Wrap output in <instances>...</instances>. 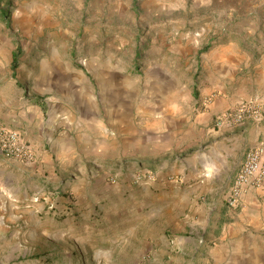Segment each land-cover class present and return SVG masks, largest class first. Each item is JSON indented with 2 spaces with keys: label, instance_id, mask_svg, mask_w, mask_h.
<instances>
[{
  "label": "rangeland",
  "instance_id": "1",
  "mask_svg": "<svg viewBox=\"0 0 264 264\" xmlns=\"http://www.w3.org/2000/svg\"><path fill=\"white\" fill-rule=\"evenodd\" d=\"M48 68L97 108L73 112L76 151L34 127ZM0 124L28 131L27 157L0 159V264H165L181 239L264 224V195L229 204L264 147V0H0Z\"/></svg>",
  "mask_w": 264,
  "mask_h": 264
},
{
  "label": "crops",
  "instance_id": "2",
  "mask_svg": "<svg viewBox=\"0 0 264 264\" xmlns=\"http://www.w3.org/2000/svg\"><path fill=\"white\" fill-rule=\"evenodd\" d=\"M42 80L43 83L39 86L45 84L43 87L48 88L49 91L58 89L61 91L62 101L48 102V99L51 98L49 97V91L44 90L42 94H38L39 96H36V98L40 99V101L37 102L38 106H35L37 119L35 120L36 122H34V127H37L40 134H46V136L49 137L50 141L48 143L50 144V150L52 152L53 149L76 151V146L74 145L75 139L82 138L80 133L74 134L75 127L78 126H76L77 117L73 112H78L81 119H85V117L94 119L98 114L97 108L91 99H87L86 95L81 94V97H76L75 88L70 89L69 85L63 86L65 77H59L55 68H48L45 70ZM68 89L70 94H67V96L65 93ZM111 95L114 99L119 98V93H116L115 89H113V94ZM45 103L48 105L47 111H45ZM70 103L71 105H75V109L70 106ZM70 108L73 109V111ZM17 123L20 124L19 121ZM65 124V130L57 134V128L65 126ZM21 132L26 138L28 131L23 130ZM36 142H32L31 145L34 147L35 151L39 152L38 148L41 147V144H37ZM2 157L0 150V159ZM9 163L8 161H4L0 162V165H4L5 168H8ZM200 170L201 169H193L186 174L183 179L186 181L199 179ZM248 194L261 197L264 195V191L248 192L243 202H245ZM69 209L72 210L71 208ZM250 211L253 212L252 210ZM260 211H264V207L262 210H254V212L258 213H260ZM254 218V214H248L243 224L235 225V228L232 227L229 232H222L219 236L214 238L204 236L199 238V240H196L194 237L181 239L175 246L177 251L171 254L175 256V259L168 258L165 264H264V238L262 237L263 240H259V236L256 233V231L261 232V234L264 233V224L255 223ZM247 224L250 226H246ZM138 254H140V252H138ZM157 256V252L150 254L148 260L144 261L145 264L156 263L155 260ZM133 258L135 261L132 262V264H138V262L141 261V258L138 256H134ZM161 258H164V256Z\"/></svg>",
  "mask_w": 264,
  "mask_h": 264
},
{
  "label": "built area",
  "instance_id": "3",
  "mask_svg": "<svg viewBox=\"0 0 264 264\" xmlns=\"http://www.w3.org/2000/svg\"><path fill=\"white\" fill-rule=\"evenodd\" d=\"M22 134L0 124V150L6 159L27 157V148L23 145ZM250 191H264V147L250 150L237 172L231 190L230 205L238 207Z\"/></svg>",
  "mask_w": 264,
  "mask_h": 264
},
{
  "label": "trees",
  "instance_id": "4",
  "mask_svg": "<svg viewBox=\"0 0 264 264\" xmlns=\"http://www.w3.org/2000/svg\"><path fill=\"white\" fill-rule=\"evenodd\" d=\"M4 16H6V13H4L2 17L4 18ZM17 60H18V53H13V67H15V69L17 68ZM38 101H40V99H38ZM197 146H198V144H195V145L193 144V145H191V148H189V149H191V151H192V149H195V147H197ZM184 153L186 154V152H184Z\"/></svg>",
  "mask_w": 264,
  "mask_h": 264
}]
</instances>
